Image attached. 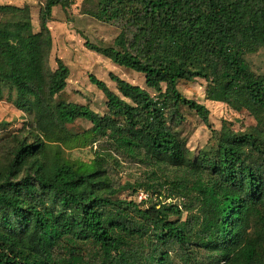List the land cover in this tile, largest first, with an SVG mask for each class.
I'll return each instance as SVG.
<instances>
[{
	"label": "trees",
	"instance_id": "1",
	"mask_svg": "<svg viewBox=\"0 0 264 264\" xmlns=\"http://www.w3.org/2000/svg\"><path fill=\"white\" fill-rule=\"evenodd\" d=\"M67 1L42 0L36 33L28 7L0 6V100L6 93L32 117L0 160V264H264V72L245 59L264 51V0H98L90 16L119 34L110 47H86L157 93L110 74L116 94L90 76L104 115L65 101L69 69L48 66V23ZM196 79L207 82L206 100L256 126L222 127L215 149L191 159L168 120L186 107L209 126L208 109L178 89ZM79 120L90 128L72 133ZM85 148L86 162L64 152ZM114 156L162 176L120 186ZM143 187L157 200L119 197Z\"/></svg>",
	"mask_w": 264,
	"mask_h": 264
},
{
	"label": "rangeland",
	"instance_id": "2",
	"mask_svg": "<svg viewBox=\"0 0 264 264\" xmlns=\"http://www.w3.org/2000/svg\"><path fill=\"white\" fill-rule=\"evenodd\" d=\"M67 3L69 4L67 8L57 6L53 9L52 21L48 23L52 38L48 66L54 70L57 67L56 60H61L69 69V77L62 98L70 103L88 106L93 112L104 115L107 113L106 99L89 82V77L94 76L104 82L112 92L118 94L115 84L109 78L110 74L142 88L151 97H156L155 91L145 87L143 75L119 67L86 47V43L99 47H110L119 34V30L115 26L98 22L90 16L89 11L95 9L98 0H68ZM41 4L42 0H0V6L28 7L35 33L39 31L38 17ZM245 59L255 74H263V50L256 54L247 55ZM162 87V91H164V86ZM206 88L207 82L203 79L178 84L180 93L186 99L204 105L208 109L209 126H206L193 111L186 107L179 108L178 116L174 120L170 118L168 120V125L173 132L186 142L191 159L195 158L199 152H209L215 149L216 137L222 127L245 133L250 132L256 126V122L247 112L236 113L225 104L206 100ZM31 120V116L15 107L13 97L10 98L5 93L0 100V125H6L5 127L0 126V160L3 161L6 156L8 147L13 143V137L19 138L28 135L27 132L30 130L28 124ZM88 128H90V124L82 120L68 126L72 133H81ZM64 152L70 160L79 159L86 162L92 156L89 148L71 149ZM114 157L117 163L112 165L111 174L120 186L149 184L155 178L162 176L161 172H156L155 176H150L149 169L142 163L119 156ZM165 173L169 178H183L185 180L189 178L187 171L181 169L176 171L165 168ZM140 191L149 195L150 202L157 200L156 195L152 194V190H146L144 187L138 188L134 195L126 194L128 191H125L119 197L137 201L135 197ZM163 193L166 194V192ZM165 202L175 203L176 200L167 199Z\"/></svg>",
	"mask_w": 264,
	"mask_h": 264
},
{
	"label": "built area",
	"instance_id": "3",
	"mask_svg": "<svg viewBox=\"0 0 264 264\" xmlns=\"http://www.w3.org/2000/svg\"><path fill=\"white\" fill-rule=\"evenodd\" d=\"M136 199L139 203H148L150 201L149 195L143 191L137 193Z\"/></svg>",
	"mask_w": 264,
	"mask_h": 264
}]
</instances>
